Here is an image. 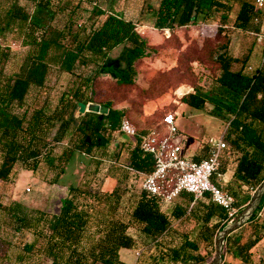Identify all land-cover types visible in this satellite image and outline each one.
Masks as SVG:
<instances>
[{"label":"trees","instance_id":"trees-1","mask_svg":"<svg viewBox=\"0 0 264 264\" xmlns=\"http://www.w3.org/2000/svg\"><path fill=\"white\" fill-rule=\"evenodd\" d=\"M27 1L35 3L38 10L49 6V0ZM79 1L92 4L97 0ZM231 1L159 0L153 8L152 26L171 30L194 25L213 18L216 12L230 11ZM77 6L70 11L74 12ZM147 7L152 9L150 4ZM263 18L264 9L257 8L254 0H239L234 19L236 27L261 32ZM10 27L23 32L22 42L28 45L29 51L18 71L5 76L4 66L11 50L9 46L0 44V179L6 180L17 162L28 170L36 171L41 159L52 161L55 144L66 136H70L69 140L74 137L73 147L64 148L58 156L56 167L62 173L64 168L61 164L67 162L75 150L92 154L95 149H103L109 141L105 135L120 131L121 120L126 118L124 110L114 108L110 102L104 105L108 107L106 115L86 111L76 117L79 103L87 104L89 101L86 92L89 84L101 73L110 74L121 84L133 83L136 74L134 64L150 54L148 41L138 32L134 21L111 12L106 13L97 26L83 30V36L72 31L71 27L50 35L48 25L41 17L14 3L0 10V34ZM38 30H42L40 36H37ZM118 45H122L118 56L108 57ZM248 58L247 54L238 69H231L232 61L239 60L224 53L218 55V82L223 90L219 100L230 113L224 133L226 147L220 158L219 170L231 171L232 180L226 182L224 188L234 195L235 205L240 208L251 198L249 187H257L264 179V64L249 74L245 70ZM51 65L71 74L76 66L91 67L92 72L85 78L81 77L75 87L62 92L50 112L43 107L29 110L24 106L25 98L32 87L44 86ZM181 101L194 109H201L205 98L195 91L182 96ZM16 107L21 112L16 111ZM133 138L124 140L132 148L123 167L129 174V187L138 184L139 191L127 218L117 215L122 208L124 193L118 188L84 191L78 186H70L57 213L26 208L18 201L2 208L14 232L31 234V239L22 245L18 264H31L34 256L37 261L40 257L46 258L48 264H129L120 259L119 250H140L135 235L129 232L131 228L153 240L151 246L141 251H155L154 264L166 260L170 263L205 262V255L199 252V241L212 243L216 233L228 223L227 211L203 198L190 207L193 200L190 193L183 192L175 201L165 203L143 190L141 176L152 171L155 164L151 155L142 153L137 137ZM207 154V144L203 143L191 157L200 160ZM106 161L108 164L103 165L102 171L111 177V161ZM57 181L55 178L53 182ZM263 202L264 195L259 207ZM256 213L257 210L239 228L242 234ZM188 214L201 224L193 226L190 233L182 232L174 224ZM212 219H216V223L211 225ZM263 236L264 223L255 224L252 230L239 238L230 233L223 245L222 264H233L225 260L226 255L247 263L250 250Z\"/></svg>","mask_w":264,"mask_h":264},{"label":"rangeland","instance_id":"rangeland-1","mask_svg":"<svg viewBox=\"0 0 264 264\" xmlns=\"http://www.w3.org/2000/svg\"><path fill=\"white\" fill-rule=\"evenodd\" d=\"M158 2L159 0H97L96 3L89 4L79 0H49L48 7L38 10L35 3L27 0H1L0 10L7 9L14 3L23 6L30 14L41 17L48 25L50 35L71 27L72 31L80 32L83 36L85 33L83 30L100 24L108 12L134 21L138 32L148 41L149 56L134 64L136 74L131 84H121L107 73L97 75L86 91L88 103L103 106L110 102L114 108L124 110V116L137 130L153 128L165 114L173 113L176 115V124L186 140V152L193 154L196 148L206 143L210 137H218L225 133L227 119L230 116L225 105L219 100L223 90L218 82L220 75L218 55L224 53L232 59L239 60L232 61L231 65V69H238L242 59L248 54L245 70L250 74L264 64V44L258 41L250 30L235 26L234 19L239 8V0H232V7L226 13L216 12L211 19L171 30L156 29L152 26L153 8ZM77 4V9L71 12V8ZM148 4L152 9L147 7ZM202 23L214 25L216 28L213 26L215 29L204 35L201 30ZM262 30L264 32V18ZM41 32L42 30H38L37 36H40ZM22 40L23 32L11 27L0 34V44L9 46L11 50L4 66L5 76L14 75L18 71L19 65L29 51L28 45ZM121 47L122 45H118L113 48L108 57H117ZM91 72V67L76 66L71 74L56 65H51L44 86L32 87L25 98L24 106L29 110L43 107L50 112L62 92L75 87L81 77L85 78ZM179 88L186 92L184 95L198 91L205 98L204 106L201 109H194L183 103L181 98L184 95L177 93ZM15 110L21 112L19 107ZM79 115L80 112L77 110L75 116ZM105 136L109 141L103 149H95L92 154L75 150L69 156V160L61 164L64 168L62 173L59 167H56L59 162L58 156L64 148L73 147L74 137L69 140L70 136H66L63 141L55 144L52 161L49 163L41 159L36 171L28 170L21 162H17L9 177L6 180L0 179V264H18L23 243L31 239L28 232L17 234L13 231L9 217L2 209L13 202L18 201L26 208L34 207L48 213H57L69 193L70 186H78L84 191L118 188L124 193L122 208L117 215L127 218L128 210L139 191V185L129 187V174L123 166L129 160L132 145L124 140L134 138L121 131ZM106 160L111 161L109 167L111 177L105 176L102 171ZM262 176L264 177V172ZM55 178L58 180L56 183L53 182ZM226 181H231V178L226 177ZM215 223L216 219L210 221L211 225ZM261 223H264V202L257 208L253 221L246 225L244 234L238 229L233 232V236L239 238L252 230L255 224ZM174 224L179 226L182 232L189 233L193 226L201 225L190 214ZM129 232L135 235L139 244V255L131 248H121L120 259L129 264H154L153 257L156 252L148 249L141 251L142 248L151 246L153 240L141 235L134 228ZM214 239L212 243L199 241V252L206 257L203 264H210L214 257ZM250 251L251 256L247 263L230 255H226L225 260L233 264H264V236ZM155 255L157 257V254ZM37 260L38 258L34 256L30 262L48 264L44 257ZM160 264L195 263H170L166 260Z\"/></svg>","mask_w":264,"mask_h":264},{"label":"built area","instance_id":"built-area-1","mask_svg":"<svg viewBox=\"0 0 264 264\" xmlns=\"http://www.w3.org/2000/svg\"><path fill=\"white\" fill-rule=\"evenodd\" d=\"M254 3L257 8H264V0H254ZM201 26L204 35L216 28L205 23ZM251 33L264 44L263 31ZM177 93L183 95L186 92L179 88ZM158 125L161 127L155 126L140 132L127 118H123L120 123V131L130 137H137L142 153L151 155L154 160V169L141 176V188L165 203L175 201L183 192L193 196L190 207L198 199L209 200L223 207L227 211V221L231 222L240 207L235 205L234 195L224 188L226 173L219 170L220 158L226 147L224 133L210 137L206 142L207 156L195 160L192 154L186 152V140L176 124L175 114H165ZM255 189L250 186L248 190L252 194ZM135 253L139 255V251Z\"/></svg>","mask_w":264,"mask_h":264},{"label":"water","instance_id":"water-1","mask_svg":"<svg viewBox=\"0 0 264 264\" xmlns=\"http://www.w3.org/2000/svg\"><path fill=\"white\" fill-rule=\"evenodd\" d=\"M85 111L96 112L101 115H106L108 112L107 106H102L97 103H79V112L84 113ZM264 195V179L261 183L256 187L254 192L251 195L249 202L244 206L240 212L235 216V218L228 222L221 230L217 232V235L214 239V248L215 253L210 264H222L223 262V245L225 242V238L232 232L241 228L244 224H246L254 212L257 210L260 205L261 199Z\"/></svg>","mask_w":264,"mask_h":264},{"label":"crops","instance_id":"crops-1","mask_svg":"<svg viewBox=\"0 0 264 264\" xmlns=\"http://www.w3.org/2000/svg\"><path fill=\"white\" fill-rule=\"evenodd\" d=\"M225 173H226V177L228 178V176H229V179L231 178V180H232V177H231V171L228 170V171H226Z\"/></svg>","mask_w":264,"mask_h":264}]
</instances>
